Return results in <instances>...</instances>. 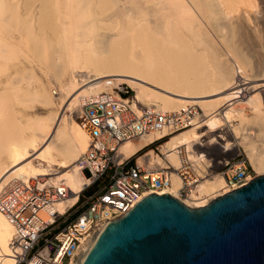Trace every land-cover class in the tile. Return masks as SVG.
Returning a JSON list of instances; mask_svg holds the SVG:
<instances>
[{
  "label": "bare ground",
  "instance_id": "bare-ground-1",
  "mask_svg": "<svg viewBox=\"0 0 264 264\" xmlns=\"http://www.w3.org/2000/svg\"><path fill=\"white\" fill-rule=\"evenodd\" d=\"M263 19L264 0H0V192L34 178L40 188L70 189L52 205L59 214L80 202L86 182L80 159L92 138L74 110L79 116L102 93L129 99L138 114L140 105L200 108L191 126L160 143L161 153L151 149L138 157L146 167L164 165L162 154L178 166V146L197 159L196 145L207 150L216 144L225 159L234 146L245 151L261 175ZM241 30V38L232 39ZM242 43L258 57L256 71L250 72ZM124 84L134 89L132 97H122ZM168 132L125 140L116 159L133 156ZM224 187L221 175L206 178L186 203L203 206ZM180 188L173 174L166 192L177 196ZM42 215L52 220L47 211ZM18 236L0 209V264L18 263ZM97 237L83 241L77 264L84 263Z\"/></svg>",
  "mask_w": 264,
  "mask_h": 264
},
{
  "label": "built area",
  "instance_id": "built-area-1",
  "mask_svg": "<svg viewBox=\"0 0 264 264\" xmlns=\"http://www.w3.org/2000/svg\"><path fill=\"white\" fill-rule=\"evenodd\" d=\"M140 106L138 114L129 99H119L108 93H102L99 98L84 104L79 119L89 131L92 143L80 159L86 177L81 197L104 175L109 176L110 183L74 203L63 214L52 208L55 202L70 194V189L63 184L40 188L37 179H20L0 192V209L19 229L17 238L22 252L17 256V264H28L30 261L34 264H77L84 240L98 236L109 222L124 216L145 196L166 193L172 185L173 174L181 180L176 197L184 203L194 194L197 196L199 185L206 178L220 175L224 178L225 187L221 195L246 185L256 177L244 156L238 160L225 159L197 145V159L191 158L183 145L177 147L178 166L164 154V165L146 167L139 163L138 157L151 149L161 153L160 143L173 133L191 126L201 112L196 104L173 111ZM163 128H168L169 132L161 138L147 144L133 156L122 161L116 159L117 150L125 140ZM44 211L52 220L43 217ZM76 211V216L69 220L71 212Z\"/></svg>",
  "mask_w": 264,
  "mask_h": 264
},
{
  "label": "water",
  "instance_id": "water-1",
  "mask_svg": "<svg viewBox=\"0 0 264 264\" xmlns=\"http://www.w3.org/2000/svg\"><path fill=\"white\" fill-rule=\"evenodd\" d=\"M83 264H264V174L199 207L151 193L103 228Z\"/></svg>",
  "mask_w": 264,
  "mask_h": 264
},
{
  "label": "rangeland",
  "instance_id": "rangeland-1",
  "mask_svg": "<svg viewBox=\"0 0 264 264\" xmlns=\"http://www.w3.org/2000/svg\"><path fill=\"white\" fill-rule=\"evenodd\" d=\"M263 22H264V19H263ZM242 33H243V31L241 30L239 33L238 32H236L234 35H233V37H232V39H234V40H238V39H240L241 38V35H242ZM241 46H242V49L244 50V52H246L248 55H250V57H251V61H252V65H253V70H251L250 69V72H253V71H256L257 70V68H258V57L256 56V54L255 53H252V50H251V48H250V45H248V44H246V43H242L241 44ZM258 49L259 50H261V52L263 53L264 52V47L263 46H258ZM261 53H259V55H260ZM254 79V78H253ZM252 82H253V80H252ZM254 83V82H253ZM119 89V88H118ZM122 89V91H120V93H121V95H122V97L123 98H126V97H132V95L134 94V89H132L131 87H129V86H127V84H124V88H121ZM124 89V90H123ZM117 90V89H116ZM128 92H127V91ZM118 91V90H117ZM74 115L76 116V118H77V120L78 121H80V119H79V116H77V111L76 110H74ZM207 146H209L210 148L209 149H207V150H209V152H212L214 155H216V156H218V154H217V152L218 151H216V150H218L217 148H216V146L218 147V145H216V144H210V145H207ZM215 149V150H214ZM227 153H228V158L229 159H231V158H234V159H236V160H238L239 158H242L243 156L245 157V158H247V155H246V152L245 151H240V150H238L237 149V147H232V148H230L228 151H226ZM240 153H242V154H240ZM218 157H220V155L218 156ZM222 158H224V157H222ZM247 160H248V158H247ZM253 168V167H252ZM253 170V172H255L256 174H258V175H260L258 172H257V170H255V169H252ZM262 174H264V173H262ZM86 191V190H85ZM84 191V192H85ZM88 197V194H85L84 196H80V198H82V200H84V199H86Z\"/></svg>",
  "mask_w": 264,
  "mask_h": 264
},
{
  "label": "trees",
  "instance_id": "trees-1",
  "mask_svg": "<svg viewBox=\"0 0 264 264\" xmlns=\"http://www.w3.org/2000/svg\"><path fill=\"white\" fill-rule=\"evenodd\" d=\"M110 180H109V176L108 175H104L101 178H99L90 188H88L85 194L91 195L94 194L96 191L98 190H102L104 187H106L107 185H109ZM82 199V198H81ZM78 211L76 212H71V214L69 215V220L73 219Z\"/></svg>",
  "mask_w": 264,
  "mask_h": 264
}]
</instances>
